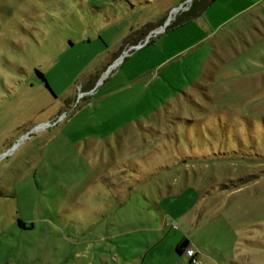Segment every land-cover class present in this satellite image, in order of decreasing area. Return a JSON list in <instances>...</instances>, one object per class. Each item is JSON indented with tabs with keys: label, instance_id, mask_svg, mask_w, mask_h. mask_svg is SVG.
Wrapping results in <instances>:
<instances>
[{
	"label": "rangeland",
	"instance_id": "obj_1",
	"mask_svg": "<svg viewBox=\"0 0 264 264\" xmlns=\"http://www.w3.org/2000/svg\"><path fill=\"white\" fill-rule=\"evenodd\" d=\"M166 2L0 0V264H189L183 237L211 264H264V5L142 111L99 102L144 50L106 72L124 39L189 1Z\"/></svg>",
	"mask_w": 264,
	"mask_h": 264
},
{
	"label": "crops",
	"instance_id": "obj_2",
	"mask_svg": "<svg viewBox=\"0 0 264 264\" xmlns=\"http://www.w3.org/2000/svg\"><path fill=\"white\" fill-rule=\"evenodd\" d=\"M183 1L168 0L166 3L175 6ZM204 1L196 0L194 8L197 11L196 16L186 20L187 13H181L175 20V23L179 21L177 23L179 26L172 25L170 31L150 42H155L152 46L145 48L150 43L144 46L142 54L131 63L132 65L130 64L133 70L132 68L128 70V67L124 69V65L131 61L130 59H133L136 53L130 56L127 62L124 60L109 82L107 84L104 82V86L107 85V87L100 96L99 102L107 100L105 107L110 111H115L118 107L121 109L122 106L124 112L134 109L142 111L141 105L150 102L158 93V87L162 86L160 76L173 78L172 71L179 75L180 56L199 42L216 38L221 31L229 33L227 29L230 26L236 25L233 29L240 31L242 25H237L238 20L245 17L243 22H253L264 5V0H213L199 9ZM161 22L162 20L158 24ZM147 30L148 28L143 33L134 35L129 43L134 44L137 39L146 34ZM95 81L87 80L84 83L85 91L93 88ZM188 241L192 244L189 239ZM197 259L200 264L212 263L210 258L202 253L197 255ZM187 260L190 264L188 258Z\"/></svg>",
	"mask_w": 264,
	"mask_h": 264
},
{
	"label": "built area",
	"instance_id": "obj_3",
	"mask_svg": "<svg viewBox=\"0 0 264 264\" xmlns=\"http://www.w3.org/2000/svg\"><path fill=\"white\" fill-rule=\"evenodd\" d=\"M188 1L189 2L187 4V6L185 7V10H188V8L190 7L191 2H192V0H188ZM169 24H170V21L167 19L162 24H159V25L155 26L154 28H152L150 31H148L144 35V37L141 40H139L137 43L131 44V45L127 46L126 48H124L122 50L123 51L122 54H119L114 59V61L107 67L106 72H110L113 68L117 67L120 64V62L127 55H129L134 49L143 48L144 46L148 45L151 41H153L156 37L163 34L168 29ZM93 92H94V87L88 91L81 92V95L91 94ZM59 118H61V116H59ZM55 123H56V121H46V122L41 123V124H45V127H47V126H52ZM183 253L189 259V262L191 264H200L198 262V259H197L198 251L193 247L192 244L189 243V245L184 249Z\"/></svg>",
	"mask_w": 264,
	"mask_h": 264
},
{
	"label": "trees",
	"instance_id": "obj_4",
	"mask_svg": "<svg viewBox=\"0 0 264 264\" xmlns=\"http://www.w3.org/2000/svg\"><path fill=\"white\" fill-rule=\"evenodd\" d=\"M212 1H213V0H205L204 3H203V5H202L199 9L204 8L207 4H209V3L212 2ZM195 2H196V0H192L190 7H189L188 10L186 11V13H187V17L185 18L186 20H188L189 18H192V17H194V16L197 15V11L194 10V8H195V4H196ZM130 38H132V37H131V36L126 37V38L124 39V43H125V44H128ZM37 74L42 78V80L44 81V83L46 84V86H48V85H47V82H46V79H45V77H44V75H43V73L40 72V71H37ZM188 245H189V241H188V239L185 238V237H183V238H182V239L176 244V246H175V251H176L178 254H181V253H183L184 249H185Z\"/></svg>",
	"mask_w": 264,
	"mask_h": 264
},
{
	"label": "bare ground",
	"instance_id": "obj_5",
	"mask_svg": "<svg viewBox=\"0 0 264 264\" xmlns=\"http://www.w3.org/2000/svg\"><path fill=\"white\" fill-rule=\"evenodd\" d=\"M45 127V124H41V125H38L37 127H36V129H41V128H44Z\"/></svg>",
	"mask_w": 264,
	"mask_h": 264
},
{
	"label": "water",
	"instance_id": "obj_6",
	"mask_svg": "<svg viewBox=\"0 0 264 264\" xmlns=\"http://www.w3.org/2000/svg\"><path fill=\"white\" fill-rule=\"evenodd\" d=\"M44 123V122H43ZM40 125V124H39ZM38 126V125H37ZM37 126H35V128L37 127Z\"/></svg>",
	"mask_w": 264,
	"mask_h": 264
}]
</instances>
